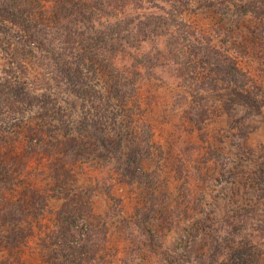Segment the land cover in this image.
<instances>
[{
  "label": "rangeland",
  "instance_id": "374dc122",
  "mask_svg": "<svg viewBox=\"0 0 264 264\" xmlns=\"http://www.w3.org/2000/svg\"><path fill=\"white\" fill-rule=\"evenodd\" d=\"M233 17L202 5L185 15L237 60L251 81L245 90L222 83L199 103L178 67L140 71L133 110L148 140L141 179L124 176L105 156L85 155L94 144H63L71 126L55 110L0 109V264H171L165 259L177 246L186 256H208L225 238L223 260L238 252L246 263L264 264V24ZM23 28L0 20V89L50 79V59L28 49ZM153 47L118 63L151 60ZM207 74L198 69L200 79ZM97 82L91 87L108 96L106 78ZM84 102L71 105L80 118L84 106L92 110ZM114 109L112 120L126 112ZM4 148L13 151L4 156Z\"/></svg>",
  "mask_w": 264,
  "mask_h": 264
},
{
  "label": "trees",
  "instance_id": "16d2710c",
  "mask_svg": "<svg viewBox=\"0 0 264 264\" xmlns=\"http://www.w3.org/2000/svg\"><path fill=\"white\" fill-rule=\"evenodd\" d=\"M193 2L0 0V20L24 25L23 30L29 38L26 43L28 49L34 48L43 59H50L47 65L50 79L43 74L45 78L41 84L30 87L26 84L20 86L19 83L12 86V90L3 85L0 89V109L18 103L28 109L44 107L50 112L55 110L58 117L64 119L61 120L63 125L67 128L71 126L72 133L65 136L63 144H94L93 150L78 148L76 152L105 156L106 161H110L124 176L135 175L136 179H141L145 172L140 161L147 152L141 144H147L148 140L140 136L137 124L141 118L133 110L136 109L133 104L137 102L134 100L138 96L137 83L143 67L170 64L178 67L185 85L199 103L205 101L207 95L218 91L222 83L243 90L251 83L229 50L217 46L212 38L196 33L185 15L194 6L202 5L215 8L225 16L233 15L237 20L255 19L264 24V0H198L196 5ZM144 44L154 46L153 52H147L150 57L145 56L151 60L134 59L130 66L118 63L119 57H126L134 51L142 52ZM161 45L162 51L159 50ZM152 60H155L154 63ZM201 67L208 71L204 79L198 77ZM100 78H106L110 87L108 96L101 89L91 87H96ZM41 91L45 92L43 97L39 94ZM76 100L90 102V113L82 104V116H77L78 112H74L72 107ZM63 103L68 105L67 111ZM52 105L57 107L54 109ZM204 105L197 109L204 112ZM114 108L126 112L113 113L115 117L112 120L111 111ZM52 117L51 114L45 116L46 119ZM0 144L3 146L2 141ZM41 144L48 142L43 140ZM134 144L140 154L138 161ZM4 149V156L13 151ZM224 240L226 238L217 240L214 243L217 247L208 256H186V252H181L182 248L177 246V254L173 252L165 260L171 264H249L245 261V253H235L234 261L223 260L220 245L224 244Z\"/></svg>",
  "mask_w": 264,
  "mask_h": 264
}]
</instances>
